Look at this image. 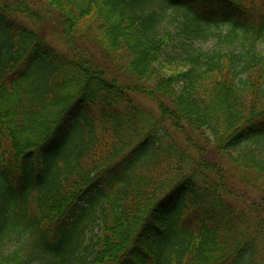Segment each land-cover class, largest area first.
<instances>
[{
	"label": "trees",
	"instance_id": "16d2710c",
	"mask_svg": "<svg viewBox=\"0 0 264 264\" xmlns=\"http://www.w3.org/2000/svg\"><path fill=\"white\" fill-rule=\"evenodd\" d=\"M0 264H264V0H0Z\"/></svg>",
	"mask_w": 264,
	"mask_h": 264
},
{
	"label": "rangeland",
	"instance_id": "374dc122",
	"mask_svg": "<svg viewBox=\"0 0 264 264\" xmlns=\"http://www.w3.org/2000/svg\"><path fill=\"white\" fill-rule=\"evenodd\" d=\"M169 15L171 16L172 12H169ZM24 23L31 30H34V31L36 30V28L30 22L25 21ZM54 23L53 22H47L45 24V29L43 32L45 35H47V38L53 42L54 45H57V44H59L57 36L60 35V28H57L58 26L55 25ZM168 25H169V28L167 27V29H169L170 31H172L174 33L175 38H173V41L168 45L167 51L164 53V55L162 56V58L160 60L159 67H160V70L163 74L171 75V74L175 73L177 71V68H178V62H176L175 59H178V56L183 55L184 52L182 51L183 49H182L181 43L178 41V35L176 34V29L174 27V23L168 24ZM220 25L225 30L229 28L228 27L229 24L224 23L223 21L220 22ZM214 45H215L214 41L209 42L207 44L197 43L194 46V48L195 49L203 48L204 50H207V49L213 48ZM89 47L92 48L91 51H94L95 53H97L98 60L108 70L118 69L119 65H120V61L122 63V58L124 57L123 52L122 53H116V54H109V53L101 52V50L96 49V47H94V46H89ZM187 50H190L189 45H188ZM191 50H192V48H191ZM121 65H123V63ZM134 99L141 107L158 114V105L156 102H154L150 99L143 98V97H135ZM96 115L99 116V113L97 112ZM178 138L180 140H182L179 136H178ZM241 195L250 204L257 202L261 198L258 191H256L255 189L249 188V187H245V186L242 188ZM244 202L245 201L241 200L239 202V204L241 206H243ZM244 205L246 206L249 204L246 203ZM8 247L13 248L14 246L12 244H9ZM7 250H10V249H7Z\"/></svg>",
	"mask_w": 264,
	"mask_h": 264
}]
</instances>
